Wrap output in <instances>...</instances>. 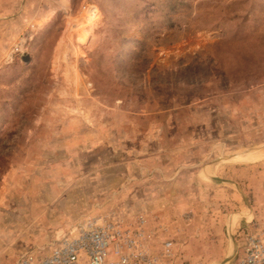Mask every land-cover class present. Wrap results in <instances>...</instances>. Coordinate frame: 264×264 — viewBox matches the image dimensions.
<instances>
[{"label":"rangeland","instance_id":"rangeland-1","mask_svg":"<svg viewBox=\"0 0 264 264\" xmlns=\"http://www.w3.org/2000/svg\"><path fill=\"white\" fill-rule=\"evenodd\" d=\"M139 213L162 264L264 228V0H0V264Z\"/></svg>","mask_w":264,"mask_h":264},{"label":"built area","instance_id":"built-area-1","mask_svg":"<svg viewBox=\"0 0 264 264\" xmlns=\"http://www.w3.org/2000/svg\"><path fill=\"white\" fill-rule=\"evenodd\" d=\"M242 228L235 264H264V228ZM165 227H151L143 213L130 218H88L72 227L43 257L25 254L13 264H162L172 256L173 242L156 247L153 237Z\"/></svg>","mask_w":264,"mask_h":264},{"label":"crops","instance_id":"crops-1","mask_svg":"<svg viewBox=\"0 0 264 264\" xmlns=\"http://www.w3.org/2000/svg\"><path fill=\"white\" fill-rule=\"evenodd\" d=\"M238 227H239V225L232 224V222H230L229 219L222 222V228L225 231H227L228 239L231 243L230 244L231 246H229L227 253L225 251H223L225 253V255H224L225 258L230 256L229 260H227L226 263L220 262L219 264H229L231 262H232V264L236 263V260L240 255L239 246H240V243L242 240L241 230L238 229ZM215 232H217V231H215ZM213 242H214V240H213ZM156 247H158V246H156ZM223 252L221 254H224Z\"/></svg>","mask_w":264,"mask_h":264}]
</instances>
